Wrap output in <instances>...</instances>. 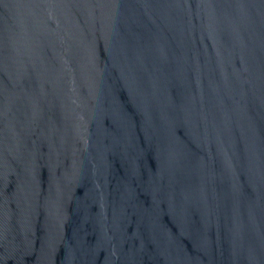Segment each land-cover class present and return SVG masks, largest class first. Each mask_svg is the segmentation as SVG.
Returning a JSON list of instances; mask_svg holds the SVG:
<instances>
[{"label":"water","instance_id":"95a60500","mask_svg":"<svg viewBox=\"0 0 264 264\" xmlns=\"http://www.w3.org/2000/svg\"><path fill=\"white\" fill-rule=\"evenodd\" d=\"M0 264H264V0H0Z\"/></svg>","mask_w":264,"mask_h":264}]
</instances>
